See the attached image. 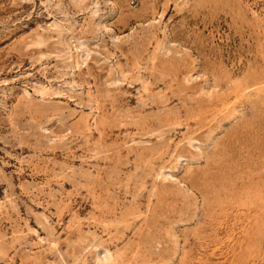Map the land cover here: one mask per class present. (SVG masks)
Here are the masks:
<instances>
[{
	"label": "rangeland",
	"instance_id": "374dc122",
	"mask_svg": "<svg viewBox=\"0 0 264 264\" xmlns=\"http://www.w3.org/2000/svg\"><path fill=\"white\" fill-rule=\"evenodd\" d=\"M0 264H264V0H0Z\"/></svg>",
	"mask_w": 264,
	"mask_h": 264
}]
</instances>
